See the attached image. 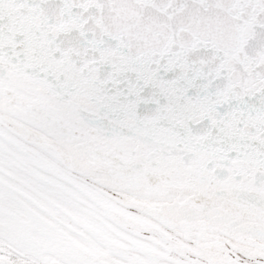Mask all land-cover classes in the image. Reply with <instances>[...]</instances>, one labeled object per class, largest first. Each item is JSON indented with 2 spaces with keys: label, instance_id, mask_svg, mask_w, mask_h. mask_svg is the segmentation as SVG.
<instances>
[{
  "label": "snow or ice",
  "instance_id": "snow-or-ice-1",
  "mask_svg": "<svg viewBox=\"0 0 264 264\" xmlns=\"http://www.w3.org/2000/svg\"><path fill=\"white\" fill-rule=\"evenodd\" d=\"M0 264H264V0H0Z\"/></svg>",
  "mask_w": 264,
  "mask_h": 264
}]
</instances>
